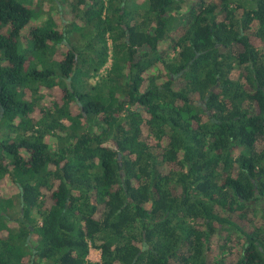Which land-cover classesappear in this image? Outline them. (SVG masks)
<instances>
[{
    "label": "trees",
    "instance_id": "trees-1",
    "mask_svg": "<svg viewBox=\"0 0 264 264\" xmlns=\"http://www.w3.org/2000/svg\"><path fill=\"white\" fill-rule=\"evenodd\" d=\"M59 1L0 0V264H264V0Z\"/></svg>",
    "mask_w": 264,
    "mask_h": 264
},
{
    "label": "rangeland",
    "instance_id": "rangeland-1",
    "mask_svg": "<svg viewBox=\"0 0 264 264\" xmlns=\"http://www.w3.org/2000/svg\"><path fill=\"white\" fill-rule=\"evenodd\" d=\"M139 3H144L145 0H139ZM28 4H33L34 6L36 5V10H35V17L32 21L33 26H37L38 28L42 29L45 27L51 26L52 21L54 18L55 19H60L61 17L58 14V10L60 6V1L56 0H28ZM131 3V2H130ZM35 8V7H34ZM61 24L66 27L69 22L66 21L65 19L61 18ZM66 30H69L70 33L67 34L66 40L68 41L69 39L72 40L73 38H76L75 31H73L70 28H67ZM73 31V32H72ZM72 32V33H71ZM85 41L88 42V39L85 38ZM108 44H109V53H110V59L108 62L99 70L95 76H89L86 77L88 80V83L91 85H95L97 82H99L103 77H107L109 75L111 65H112V40L108 36ZM85 45V42H81L80 46L83 47ZM260 53L263 56L264 59V47L260 49ZM85 55L88 59L91 58L89 56L88 51H85ZM97 60L98 58L95 57ZM85 69L90 70V65L86 64ZM93 69V68H92ZM52 148H55L57 145L55 143L50 144ZM264 146V143L259 142L257 145V151H260ZM0 224L7 225L10 221H13L14 219H18L20 217V202H19V197L16 195V188L14 184L12 183L11 179H6L5 183L3 178L0 179ZM2 193H3V198H2ZM12 198V200L8 199ZM34 218L40 219L37 217V215L34 214ZM89 259L93 262H100L101 261V251L95 248H91L90 251V256ZM233 264V263H232Z\"/></svg>",
    "mask_w": 264,
    "mask_h": 264
},
{
    "label": "water",
    "instance_id": "water-1",
    "mask_svg": "<svg viewBox=\"0 0 264 264\" xmlns=\"http://www.w3.org/2000/svg\"><path fill=\"white\" fill-rule=\"evenodd\" d=\"M85 118H87V117L85 116Z\"/></svg>",
    "mask_w": 264,
    "mask_h": 264
}]
</instances>
